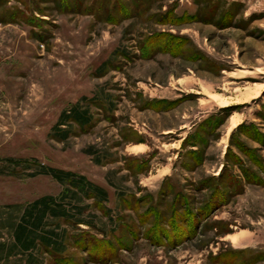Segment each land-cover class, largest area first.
<instances>
[{"label":"rangeland","instance_id":"obj_1","mask_svg":"<svg viewBox=\"0 0 264 264\" xmlns=\"http://www.w3.org/2000/svg\"><path fill=\"white\" fill-rule=\"evenodd\" d=\"M150 2L144 11L148 0H0V264H264V90L244 99L264 87V0ZM150 38L151 59L141 51ZM85 112L88 126L66 121ZM196 133L209 142L206 161L186 170L197 148L183 141ZM150 156L148 171L126 169ZM224 166L226 177L245 183L248 173L255 184L204 218L210 191L195 186ZM50 169L105 190L111 215ZM179 192L195 221L173 204ZM43 198L70 218L48 211L37 232L67 239L26 250L15 231ZM175 207L191 224L182 244L154 229ZM84 233L90 251L77 243Z\"/></svg>","mask_w":264,"mask_h":264},{"label":"trees","instance_id":"obj_2","mask_svg":"<svg viewBox=\"0 0 264 264\" xmlns=\"http://www.w3.org/2000/svg\"><path fill=\"white\" fill-rule=\"evenodd\" d=\"M137 2H140L141 0H136ZM150 0H148V4L145 6L144 11L146 10H150L149 6L150 4ZM139 5V3H138ZM144 6V3L143 5ZM122 13H126V9H121ZM167 14H165L166 16ZM128 16V15H126ZM172 25H179L177 24L178 21L174 20L172 23L169 22ZM163 25L168 24L167 22H162ZM157 37H159V35H156ZM153 38H150L149 40L147 39L146 42L147 44H145V46L141 49L142 51V55H144L146 58H150L152 56H154L156 54L157 51H150L149 53H144L143 54V50L147 47H152L151 43H152ZM158 47V46H157ZM170 48V47H169ZM171 49V48H170ZM155 50H156V46H155ZM143 56V57H144ZM151 59V58H150ZM153 103V101L148 102L145 106L150 107V105ZM157 103V102H156ZM176 103V101H170L167 102V105L172 106ZM227 109L221 110L222 112L226 111ZM231 115V113H227L226 114V118L229 117ZM215 120L214 116L209 117L208 119H206L205 121H203L198 128H202L204 126H209V124H211V121ZM66 121H70L72 123L77 124L80 127H85L88 126L91 123V120L89 118V116H87V113H74L70 116L67 117ZM223 122V121H222ZM221 122V123H222ZM220 123V125H221ZM197 128V129H198ZM213 129V128H212ZM71 130H67L65 131V134H63L62 138H66L69 134H70ZM207 136H211V133H206ZM249 137L253 138L252 134H248ZM262 145H264V139L262 141H260ZM140 143H145L144 141H139L137 144ZM195 147L197 148L196 150H190L187 152V156L188 159L190 160V163L192 162L191 165L185 164L183 168H185L186 170H196L198 167H200L201 165L204 164V162L206 161V149L209 147V142H205L202 141V138H199L197 133L196 135H189L187 138L184 139L183 141V148H189V147ZM127 166L126 169L130 172V174L132 176H138L140 174H142L143 172H146V170H149V164L151 162V156L149 157V159L147 161H143L140 162L138 158H129L127 161ZM139 163V164H138ZM261 167L263 166L262 163H260ZM264 169V166L262 167ZM50 173L52 176H54L57 180H59L60 182H67L73 190V193H76V191L79 192H84L85 195L87 197H89L90 199H94L95 201V205L96 206H100L101 209H99V211L102 213L104 216H110L111 215V210H109L107 207L104 206L102 199H104L105 195H106V191L103 190L102 188H97L94 187L92 184H89V182L86 181L85 178L83 177H78L75 176L73 173L71 172H64L61 170H54V169H50ZM226 173V166L223 167L220 175L218 176V178H209V179H204L201 180L196 186H195V190L197 193H204L205 191H210V193L208 194V197L205 201V203H203V209L201 208L200 211V215L205 214L204 218H208L211 215H213L217 210H219L220 208L229 205L232 200L240 195L243 194L245 192V183L246 184H255V182L252 180V178L249 176L248 173H245L244 179H245V183L240 182V179L238 178H232V177H226L225 176ZM169 180L168 178L165 179V181ZM165 184V183H164ZM90 187L87 188V187ZM165 185L162 186L161 191L159 192V196L162 198H167L169 197L168 191L167 189L165 190ZM173 188V187H172ZM74 189H77L74 191ZM173 190V189H171ZM74 195V194H73ZM129 197V196H128ZM185 194H183V192H179L176 194L175 199L173 200V204L179 206L181 205V203H184V206L186 207V211L189 208L190 209V203L188 200V198L186 200H184ZM131 198V197H130ZM183 200V202H181ZM127 201V197H125V195H121L119 197V202H121L122 204H124ZM140 201V200H138ZM54 200L51 198H43L41 200H39L38 202H36V204L33 206V211L28 213V217H26L24 219V223L21 226L17 227V230L15 231V237L17 242H20L23 246L24 249L28 250L29 248H35L38 244L43 245L46 248H49L51 250H58L56 249L57 247H60L63 245V243L66 241L67 236L65 234V231L62 233H58L55 232L54 230L52 231H48V232H44L43 234H39L37 232V230L43 226L42 222H43V218L45 216V214L49 211L51 212L53 215H61L65 218H70L68 216L65 215V212L63 210L58 211V210H54L53 208H51V203H53ZM142 202V201H141ZM39 204H42L41 208H37L35 209ZM158 205H160L158 203ZM40 207V206H38ZM97 208V207H96ZM129 210L131 209V206L128 207ZM175 216L174 215V211H173V215L171 214V216H169V218L167 217V213H162L159 215V219L155 226L154 229L156 231H158L159 233L162 234V236L167 235V237H169V241L171 243H176L178 242V244H182V242H184L187 238L188 239V229L187 227H185L186 225H191L189 224V218H192V221H195V216L192 215V211L193 209H190L188 212L190 214L189 218H184L181 216L180 213L181 212V208L175 207ZM205 212V213H204ZM187 213V214H188ZM168 218V219H167ZM70 219H66V221H69ZM80 220H76L74 221V223L76 224H81L82 222H79ZM166 222V223H165ZM168 222H170V224H168ZM192 223V222H191ZM88 226H90V224H87ZM165 225H170L169 228L164 227ZM196 226V225H195ZM195 226L193 228H195ZM125 227V226H124ZM115 228V227H114ZM114 231V230H113ZM107 232L106 231H102L101 234L103 236H106ZM85 234L88 233H84L82 235V237H79L78 239V244H81V247H83L84 249H88V246L90 245V243H88L87 240H85L87 237ZM176 236V238H172L173 236ZM172 236V237H171ZM88 238V237H87ZM92 241H94L95 243H98V245L101 244H106V241L103 239H99L96 237H92L91 239ZM88 251H90L88 249ZM94 251V250H93Z\"/></svg>","mask_w":264,"mask_h":264},{"label":"bare ground","instance_id":"obj_3","mask_svg":"<svg viewBox=\"0 0 264 264\" xmlns=\"http://www.w3.org/2000/svg\"><path fill=\"white\" fill-rule=\"evenodd\" d=\"M258 89H259V93H258V91H256L257 93H249V94H247L246 95V97L244 98L245 99V102H248V101H250V100H253V99H255V98H258L259 96H260V94H261V92L264 90V87H263V85H259L258 86ZM250 91V90H249ZM210 98H212L214 101H217V102H219L220 101V104L222 105V106H228L229 104H227V102L226 101H222V99L221 98H219L217 95H210ZM222 101V102H221ZM234 104V103H233ZM237 122L234 120L233 121V127H235V126H237L238 124H236ZM234 241V240H233ZM238 243V242H237Z\"/></svg>","mask_w":264,"mask_h":264},{"label":"crops","instance_id":"obj_4","mask_svg":"<svg viewBox=\"0 0 264 264\" xmlns=\"http://www.w3.org/2000/svg\"><path fill=\"white\" fill-rule=\"evenodd\" d=\"M135 145H137V144H135ZM138 145H141V144H138ZM142 145H144V143Z\"/></svg>","mask_w":264,"mask_h":264}]
</instances>
